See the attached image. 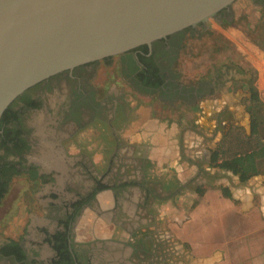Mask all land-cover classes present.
I'll list each match as a JSON object with an SVG mask.
<instances>
[{
    "label": "flooded vegetation",
    "instance_id": "flooded-vegetation-1",
    "mask_svg": "<svg viewBox=\"0 0 264 264\" xmlns=\"http://www.w3.org/2000/svg\"><path fill=\"white\" fill-rule=\"evenodd\" d=\"M246 1L264 6V0H235L217 13L216 20L233 19L235 6ZM206 29L205 23H199L150 46L140 45L115 56L117 72L132 92L167 106L178 102L187 108L207 109L206 119L211 121L213 138L220 134L219 143L232 128L244 132L251 128L250 104L255 89L249 73L235 66L229 71L227 64L219 68L211 65L205 77L194 83L178 79L173 65L186 37L193 38ZM112 63V57H107L53 74L19 94L3 112L1 199L11 178L21 175L35 185V194L38 190L42 195L34 198L42 215L31 216L36 213L27 210V223L17 238L0 241V264H153L161 256L154 249L149 258L133 241L114 238L113 232L107 236L106 231L97 229V225L109 222L115 231H131L118 217L124 209L121 199L131 182L97 166L93 159L98 157L106 165L123 163L118 131L132 121L138 104L130 94L117 89L115 82L94 83L98 66ZM100 145L103 149L94 151L98 156L89 153ZM106 192L112 196L108 207L99 198ZM85 224L90 240L77 234ZM157 245L162 249L161 243Z\"/></svg>",
    "mask_w": 264,
    "mask_h": 264
},
{
    "label": "rangeland",
    "instance_id": "rangeland-1",
    "mask_svg": "<svg viewBox=\"0 0 264 264\" xmlns=\"http://www.w3.org/2000/svg\"><path fill=\"white\" fill-rule=\"evenodd\" d=\"M229 19L222 22L209 19L205 23L206 31L193 38L187 36L178 61L173 65V71L178 74V79L180 81L189 80L191 83L205 77L204 72L211 65L219 68L220 65L227 64L229 71H233L234 66L240 67L243 73L251 75L250 85L257 91L258 99L251 101L250 113L253 106L260 108L262 113V124L258 134L251 133V128H247L245 132L242 129L232 128L222 141L217 143L216 138H213L214 133L209 127L211 121L206 119L208 110L196 107L187 108L182 103L178 104L181 108L177 111H180L181 114H189L186 127L196 128V134L200 141L204 140L205 143L214 145L215 151H212L211 157L215 153L218 161L238 152L245 153L259 148L260 145L264 146V6L247 1L242 2L235 6L233 19ZM112 61L113 63L108 67L103 64L98 66L94 83L115 82L117 89H122L125 94L131 95L134 102H138L137 106L139 104L153 105L154 99L148 101V97L132 92V89L122 80L117 72L118 57L112 56ZM112 72L113 74H111ZM166 107L167 105H164L161 112L169 114L171 110ZM177 111L174 110V113ZM190 116L191 118H189ZM130 125L131 121L121 126L118 131L120 137L122 129L130 127ZM121 140L123 145H121L120 151L123 153L121 157L123 163L106 165L105 162L99 161L98 157H93V159L97 166L112 170L121 179H126L133 184H129L124 199H121L124 209L118 214L119 219L126 223L125 225L131 231L128 232L126 229L115 231L114 226L109 222L97 225V229L102 232L106 231L107 236L113 232L114 238L133 241L136 248L149 254L148 257L152 250H158L161 256L156 259L157 264H181L183 258L178 249V240L174 239L175 244L169 239L171 237H167L168 222L164 213L165 209H169L165 207H178L179 196L176 195V191H169L168 181L159 178L153 179L152 173L154 174V172L148 173L147 170L149 164L135 153H133L134 155L131 153V149L127 147L129 144L126 139L121 137ZM97 142L99 143V140ZM96 149L102 150L103 147L101 145L99 148L93 146L89 153L98 156L94 153ZM92 164L94 163L92 162ZM157 175L159 174H156L155 177ZM176 186L177 188H175ZM164 187L169 192H166ZM172 189L178 191V185L174 184ZM34 191H36L35 185L28 183L21 175L11 178L8 191L0 201V241L7 237L17 238L21 227L27 223V210L36 213L31 216L40 217L42 215V213H38L36 199H34L40 194L38 190L36 194ZM99 198L100 203L105 207L112 204L111 193L106 192ZM88 230L89 227L85 224L84 228L78 229L77 234L84 240H90L92 235L87 232ZM95 235H99V233ZM158 243L162 244L163 250L160 245H157ZM164 254L167 256L164 257Z\"/></svg>",
    "mask_w": 264,
    "mask_h": 264
},
{
    "label": "crops",
    "instance_id": "crops-1",
    "mask_svg": "<svg viewBox=\"0 0 264 264\" xmlns=\"http://www.w3.org/2000/svg\"><path fill=\"white\" fill-rule=\"evenodd\" d=\"M178 104L166 107L169 114L161 112L160 101L139 104L121 137L149 164L153 179L168 181V189L178 185V207H165L164 213L167 237L178 240L180 263L264 264V155L255 159L257 173L245 180L214 166V145L186 127L189 114L177 111Z\"/></svg>",
    "mask_w": 264,
    "mask_h": 264
},
{
    "label": "water",
    "instance_id": "water-1",
    "mask_svg": "<svg viewBox=\"0 0 264 264\" xmlns=\"http://www.w3.org/2000/svg\"><path fill=\"white\" fill-rule=\"evenodd\" d=\"M235 0H0V118L39 81L215 19Z\"/></svg>",
    "mask_w": 264,
    "mask_h": 264
},
{
    "label": "trees",
    "instance_id": "trees-1",
    "mask_svg": "<svg viewBox=\"0 0 264 264\" xmlns=\"http://www.w3.org/2000/svg\"><path fill=\"white\" fill-rule=\"evenodd\" d=\"M258 99L257 91H253L252 100L256 101ZM261 109L254 107L251 108V133L258 134L261 127ZM264 155V146H260L257 149H253L247 152L235 153L229 157H225L218 161V157L213 153L211 157V162L214 166L221 169L230 170L234 174H238L241 180L249 178L251 175L257 173L256 168V157ZM2 195H0L1 199Z\"/></svg>",
    "mask_w": 264,
    "mask_h": 264
}]
</instances>
